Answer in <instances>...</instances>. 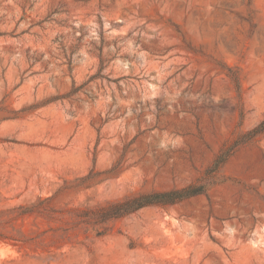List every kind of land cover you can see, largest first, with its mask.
<instances>
[{
	"label": "rangeland",
	"instance_id": "374dc122",
	"mask_svg": "<svg viewBox=\"0 0 264 264\" xmlns=\"http://www.w3.org/2000/svg\"><path fill=\"white\" fill-rule=\"evenodd\" d=\"M263 121L264 0H0V264H264Z\"/></svg>",
	"mask_w": 264,
	"mask_h": 264
},
{
	"label": "trees",
	"instance_id": "16d2710c",
	"mask_svg": "<svg viewBox=\"0 0 264 264\" xmlns=\"http://www.w3.org/2000/svg\"><path fill=\"white\" fill-rule=\"evenodd\" d=\"M262 132H264V121L254 130H252L248 135L254 137L255 135L260 134ZM201 191H202L201 187L198 188L189 187L187 189L180 191L139 195L135 197H129L125 200L116 203H112L106 207L97 208L95 209L94 212L100 214L98 215V220L100 221V223H106L113 219L122 218L144 207L153 206V205L164 206L168 204H174L183 199L195 196L199 194ZM43 203H49V200L48 199L40 200L37 204L40 205ZM34 208L39 215H45V216L48 215L47 209L40 210L37 209V207ZM33 211H34L33 208L28 210V212H33ZM49 211L54 212V210H49ZM24 213H26V211Z\"/></svg>",
	"mask_w": 264,
	"mask_h": 264
}]
</instances>
